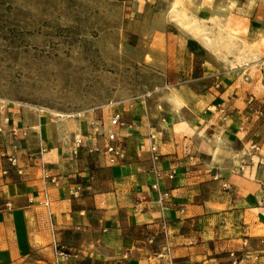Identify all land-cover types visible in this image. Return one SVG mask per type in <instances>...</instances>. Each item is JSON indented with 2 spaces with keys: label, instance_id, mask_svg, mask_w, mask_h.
<instances>
[{
  "label": "crops",
  "instance_id": "0c3cea01",
  "mask_svg": "<svg viewBox=\"0 0 264 264\" xmlns=\"http://www.w3.org/2000/svg\"><path fill=\"white\" fill-rule=\"evenodd\" d=\"M121 1L129 53L163 72L164 96L119 105L125 126L0 106V264H57V246L79 253L66 264H230L244 243L264 264V56L195 38L172 0ZM242 9L257 42L264 11ZM109 129L115 162L89 149Z\"/></svg>",
  "mask_w": 264,
  "mask_h": 264
},
{
  "label": "rangeland",
  "instance_id": "374dc122",
  "mask_svg": "<svg viewBox=\"0 0 264 264\" xmlns=\"http://www.w3.org/2000/svg\"><path fill=\"white\" fill-rule=\"evenodd\" d=\"M257 7L264 11V0H191L188 11L204 28L198 34L178 20L171 5L169 12L206 44L205 33L220 25L237 29L232 52L241 61L246 41L233 12L244 8L250 15ZM128 24L121 0H0V106H44L58 118L55 112L100 125L128 100H161L163 72L131 56ZM262 56L248 58L261 62Z\"/></svg>",
  "mask_w": 264,
  "mask_h": 264
},
{
  "label": "bare ground",
  "instance_id": "6f19581e",
  "mask_svg": "<svg viewBox=\"0 0 264 264\" xmlns=\"http://www.w3.org/2000/svg\"><path fill=\"white\" fill-rule=\"evenodd\" d=\"M190 3L191 0H173L171 11H173L174 15L186 28L198 34L204 31V28L201 27L197 19L195 17H192L190 12L188 11L187 7ZM237 35H238L237 29H235L234 27H230V26L227 27L223 25H220L219 27H217V29L212 30L211 32L205 33L206 41L210 45H218L220 48L221 46H224L228 50H230L232 47L237 46V40H236L238 37ZM242 48H243L242 52H250L251 54L264 55V36L255 43L245 42ZM2 106H4V104H2ZM33 108H36L38 110L48 109L47 107L37 106V105L33 106ZM55 113H57L59 117L64 118L69 126L73 125V121L70 118H68L70 116L69 114L61 113V112H55Z\"/></svg>",
  "mask_w": 264,
  "mask_h": 264
},
{
  "label": "built area",
  "instance_id": "2783aa9c",
  "mask_svg": "<svg viewBox=\"0 0 264 264\" xmlns=\"http://www.w3.org/2000/svg\"><path fill=\"white\" fill-rule=\"evenodd\" d=\"M110 123L112 125L119 126H125L129 124L123 118L120 112H116L112 115ZM106 135L108 137L109 143L106 144L105 147H101V145L99 144H94L92 146H89V149L93 152H101L102 150H104L106 153H108L110 161L115 162L117 158L123 156L124 153L123 150L117 144L113 143V141L117 138L116 132L112 129H109L106 132ZM79 142H81V139H79ZM151 149L155 151L156 146L152 144ZM9 157L13 163H16V156L12 155ZM169 176L173 177L174 173H169ZM46 203H48V201H46ZM78 255V252L69 250L64 246H57L56 248L57 264H66V261L69 258H71L72 256L77 257ZM229 258L230 264H251V259L258 260L259 254L254 251H251V249L248 248L247 245L244 243L241 248L230 250Z\"/></svg>",
  "mask_w": 264,
  "mask_h": 264
}]
</instances>
